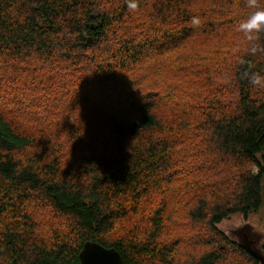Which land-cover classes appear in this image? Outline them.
<instances>
[{
    "label": "trees",
    "instance_id": "16d2710c",
    "mask_svg": "<svg viewBox=\"0 0 264 264\" xmlns=\"http://www.w3.org/2000/svg\"><path fill=\"white\" fill-rule=\"evenodd\" d=\"M203 1L0 0V264H260L216 225L264 204V31Z\"/></svg>",
    "mask_w": 264,
    "mask_h": 264
},
{
    "label": "rangeland",
    "instance_id": "374dc122",
    "mask_svg": "<svg viewBox=\"0 0 264 264\" xmlns=\"http://www.w3.org/2000/svg\"><path fill=\"white\" fill-rule=\"evenodd\" d=\"M227 0H225L224 2V7L221 9H218L216 7H212L209 5L208 0H204L202 6L206 7L204 10H202L204 13L199 12L198 13V17L200 18V24H201V20L204 19L205 16H207V14L209 13V11H211L214 14V18L218 19L220 18L223 19L221 17L222 14L227 13V21H229V23L231 25H234V21L239 18L241 20H246L247 19V15L253 10H251L246 16H243V11L244 9H250L247 7V0L245 1V6H242V3L244 0H230V4L226 5ZM263 0H257V5L262 3ZM223 16V15H222ZM220 21L217 22L220 27L223 26V21L220 24ZM236 25V24H235ZM207 49L208 47H206L205 52L207 53ZM213 50V47H212ZM8 99H10V97L6 96V93H3L2 90L0 89V106L5 107L4 104H2L5 101H8ZM175 189L181 188L183 189L184 181H178L175 182ZM173 189V186H172ZM174 194L173 191L171 190L170 196ZM193 194V190H188L186 192H183V194H179L178 195V199L176 202V198L172 197L171 198V202L168 203L166 202V205H168V211L169 209L172 207L173 212L170 213V217L173 219H177L180 220L181 222H175L177 224L180 223H187L185 222V220L182 217V210L183 209H187L188 206L192 203V200H190L191 195ZM165 202H163V204H165ZM39 215H46L48 214L46 210H39L38 211ZM146 213V211H145ZM45 219H47V221H49L48 216L45 217ZM139 219V216L136 217H132L129 221H133ZM142 221H146V217L144 215L141 216ZM170 219V218H169ZM171 222V221H170ZM167 223V221H166ZM201 230L204 232V228L203 226L200 224L198 225ZM216 228L222 232L224 235L230 236L234 242H242V235L243 233L246 235L249 243H250V248L253 250H260L261 245L264 243V204L262 209L255 214H251L249 215L247 218H244L242 215H233L231 217H229L228 219H225L223 221H221V223H219L218 225H216ZM165 229L166 226H165ZM235 231H240L241 233H234ZM169 232V230H168ZM205 233V232H204ZM178 232H174L173 230L169 233V235H166L164 237V243H170L171 241H173L174 239H178ZM200 235V234H199ZM190 237V234H188L187 232L185 234H183V239L187 240V238ZM181 241V240H180ZM183 249H187L186 248V244L180 243L178 245V251L181 254ZM182 255V254H181Z\"/></svg>",
    "mask_w": 264,
    "mask_h": 264
},
{
    "label": "water",
    "instance_id": "95a60500",
    "mask_svg": "<svg viewBox=\"0 0 264 264\" xmlns=\"http://www.w3.org/2000/svg\"><path fill=\"white\" fill-rule=\"evenodd\" d=\"M241 233L240 231H235ZM237 244L249 255L253 256L260 264H264L261 248L259 251L250 248V243L243 233L242 242ZM79 264H124L120 254L113 248H104L99 244H85L79 254Z\"/></svg>",
    "mask_w": 264,
    "mask_h": 264
},
{
    "label": "clouds",
    "instance_id": "9594fccd",
    "mask_svg": "<svg viewBox=\"0 0 264 264\" xmlns=\"http://www.w3.org/2000/svg\"><path fill=\"white\" fill-rule=\"evenodd\" d=\"M127 6L129 9L135 11L137 9L136 0H128ZM247 7L253 9L247 19L239 25V31L244 34L248 40H252L253 35L264 31V9H261L257 5V0H247ZM193 25L200 24V18L193 16L191 18ZM249 83L253 86L264 88V77L253 74L249 78Z\"/></svg>",
    "mask_w": 264,
    "mask_h": 264
}]
</instances>
